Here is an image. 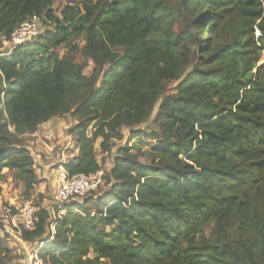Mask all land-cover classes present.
I'll list each match as a JSON object with an SVG mask.
<instances>
[{"label": "trees", "instance_id": "16d2710c", "mask_svg": "<svg viewBox=\"0 0 264 264\" xmlns=\"http://www.w3.org/2000/svg\"><path fill=\"white\" fill-rule=\"evenodd\" d=\"M53 2L0 0V37L53 25L0 52V174L37 189L19 137L54 117L77 121L68 177L101 172L95 144L107 155L122 128L154 143L144 162L120 148L101 195L53 220L37 206L21 239L45 264H264V0ZM16 260L0 238V264Z\"/></svg>", "mask_w": 264, "mask_h": 264}, {"label": "rangeland", "instance_id": "374dc122", "mask_svg": "<svg viewBox=\"0 0 264 264\" xmlns=\"http://www.w3.org/2000/svg\"><path fill=\"white\" fill-rule=\"evenodd\" d=\"M84 1L85 0H54L52 9L58 14L66 5L79 6ZM92 1L94 2L95 0ZM37 26L40 32L53 28V25L43 18L38 19ZM180 28L181 22L176 24L173 30L178 32ZM254 33V37L256 38L259 33L257 30H255ZM74 44H78L79 46L82 45V43L78 41H75ZM13 49V46L3 44L2 41H0V52H10ZM57 53L60 58H67L75 62L83 61L80 54L74 53L63 46L57 50ZM263 63L264 50L260 54L257 66ZM92 67L93 64L89 61L86 74H89ZM174 87L171 88L168 93H172ZM153 116L147 123L137 127V129L144 130L148 133L158 129V122L153 120ZM76 123V119L71 115L54 117L40 124L33 133L19 137L22 144L35 157V174L38 181L37 189L29 194V196L25 195L23 184L17 179L15 173L6 169L2 170L0 174V209H16L24 203L29 202L35 209L37 206L47 209L51 213L52 220L56 216L64 214L65 207L61 208L63 209L61 210L62 212H59L60 209L57 208L54 193L56 191L59 166L70 160L74 155H77L78 152L76 138L70 134V130ZM8 130L13 133L11 127H9ZM88 131V134H90L92 130L89 129ZM120 135V139L112 140L111 150L107 155L100 152L98 143L95 144L97 161L101 164L104 173L112 169L113 160L119 154L118 150L120 148L128 147L130 149L129 152L136 154L143 162L150 160L148 150L150 145L154 143L152 140H148L141 136L131 137L129 130L126 128L120 130ZM105 189H107V186L103 180L102 185L97 191L89 193L101 195ZM85 196H87V194ZM85 196L75 199L73 202H81L86 198ZM71 202L72 201H70L67 206ZM51 230L53 231V226ZM0 237H3V239L6 238V244L10 247L11 256L15 257L19 264H29L31 257L34 258V255L37 254L38 245L36 243L31 244L23 241L21 237L18 236L15 229L6 232L0 226ZM90 257H92V255H90Z\"/></svg>", "mask_w": 264, "mask_h": 264}, {"label": "built area", "instance_id": "2783aa9c", "mask_svg": "<svg viewBox=\"0 0 264 264\" xmlns=\"http://www.w3.org/2000/svg\"><path fill=\"white\" fill-rule=\"evenodd\" d=\"M37 21V18H33L30 21L24 22L13 31L8 39L0 37V41H2L3 44L13 46V48L31 42L40 34ZM57 179L54 199L57 208L60 209L59 212H62L61 208L67 206L70 201L82 198L89 192L97 191L103 183V173L101 171L93 175H76L68 177L63 163L59 166ZM34 213L35 208L29 202L24 203L16 209H0V226L6 232L15 229L18 236L21 237L22 229L30 230L33 227ZM29 264L45 263L38 259L36 254L34 258L31 257Z\"/></svg>", "mask_w": 264, "mask_h": 264}, {"label": "crops", "instance_id": "0c3cea01", "mask_svg": "<svg viewBox=\"0 0 264 264\" xmlns=\"http://www.w3.org/2000/svg\"><path fill=\"white\" fill-rule=\"evenodd\" d=\"M74 156H76V155H74ZM74 156H73V157H74ZM66 162H67V161H66ZM66 162H65V163H66ZM0 238H1V237H0Z\"/></svg>", "mask_w": 264, "mask_h": 264}]
</instances>
